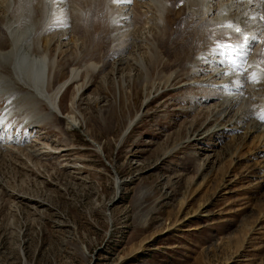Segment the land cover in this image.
Listing matches in <instances>:
<instances>
[{
  "label": "rangeland",
  "instance_id": "374dc122",
  "mask_svg": "<svg viewBox=\"0 0 264 264\" xmlns=\"http://www.w3.org/2000/svg\"><path fill=\"white\" fill-rule=\"evenodd\" d=\"M101 7L93 4L85 19L83 9L76 40L63 51L93 63L60 98L65 112L76 93L80 127L68 131L60 117L47 114L19 129L21 116L12 114L0 126V264H264V133L232 148L227 128L188 141L220 124L212 118L218 99L209 115L205 102L192 110L206 90L190 83L206 75L168 80L173 67H155L169 43L148 38L150 12L132 28L145 54L129 52L151 59L147 87L161 76L166 84L145 97L137 83L142 69L127 68L122 82L111 66L102 71L111 40ZM181 38L177 33L171 42ZM56 45L50 57L58 62L63 55ZM0 103L1 115L5 100ZM24 138L29 145L19 143ZM26 147L41 154L35 159Z\"/></svg>",
  "mask_w": 264,
  "mask_h": 264
},
{
  "label": "bare ground",
  "instance_id": "6f19581e",
  "mask_svg": "<svg viewBox=\"0 0 264 264\" xmlns=\"http://www.w3.org/2000/svg\"><path fill=\"white\" fill-rule=\"evenodd\" d=\"M93 4L102 6L98 12L105 16L107 25H104L106 28L108 26L106 35L111 40H109L111 51L107 58H104L106 61L102 63V71L111 66L113 72L116 70V75L119 72V81L122 82L125 75L129 74H124L127 68L142 69L145 73L143 82L139 80L141 83L139 81L137 83L142 84L145 97L150 96L153 92H150L151 90L158 89L161 84H166L168 80L183 74L189 81L193 79L191 78L193 74L206 75L200 82L190 83H198L206 90L205 98L199 96L193 99L192 110L195 111L198 106H202L200 103L205 102L208 104L204 106H208L209 115L210 102L218 99L214 102V105H218L214 107L218 110V115L212 118L218 117L220 124H213L201 130L203 132L195 133L191 138L189 137L188 141L194 139L200 141L211 129L225 130L227 128L226 130L232 134L229 144L232 148L237 141L252 137L255 133L258 135L253 138H258L259 133H264V119H262L264 117V78H259L258 82H253L252 79L253 76H259L261 72H264V57L260 55L264 51V19H261L264 17V0H239V2L238 0H131L130 3H113L111 0H0V101L5 100L4 111L0 115V126L12 114L21 116L18 129L29 121V125H36L40 121L39 116L47 114L60 117L58 120L61 119L64 122L68 131L80 127L79 119L73 111L76 93L71 97L65 112H60L62 111L60 98L69 86H75L84 80V74L83 77L79 75L80 71L84 69L83 67L92 66L93 63L85 61L87 57L72 59L70 53L66 56L63 51L71 50L72 43L76 40L72 41L74 23L83 15V9L86 12L83 19L87 18ZM105 7H108L107 10ZM109 8L110 16H108ZM149 12L150 18L147 16ZM144 16H147L145 28H148V35H151L148 38L158 43L166 38L169 43L163 51L166 52V57H161L155 67L158 69L164 65L173 67L166 78L167 81L161 76L156 83L150 81L149 87H147V72L152 68V62L149 61L151 59L147 61L144 60L145 57L136 59L137 56L133 58L134 51L130 53L131 49L136 51L141 48L139 46L141 43L133 34L132 28H139L137 25L141 24ZM229 21L256 36L242 68L238 61L244 58L238 56L236 61H231L227 55H221L219 50H214L217 42L236 39L234 33L229 34L227 29L219 27ZM177 33L182 34V40L175 41L173 44L171 39ZM99 35L103 36L101 33ZM53 45L61 48L59 53L63 55L62 61L55 62V57H50ZM54 53H58L57 50ZM58 56L60 57V54ZM64 72H67V75L60 80ZM85 72L87 78L89 71L86 69ZM222 89L231 91L224 95L221 92ZM137 117L135 119H138ZM135 119L133 118L130 122L134 123ZM221 119L225 123H221ZM238 131L242 134L234 135L239 134ZM15 139L17 140V137ZM29 140L30 138H24L18 141L26 145ZM1 142L2 139H0V148L4 144ZM14 142H11L12 145ZM237 147L239 145L235 149ZM25 149L31 157L38 158L40 152L27 147ZM225 151L230 152V149ZM205 167L208 168V166ZM121 183L122 181L118 179L114 181L116 194L113 198L117 197Z\"/></svg>",
  "mask_w": 264,
  "mask_h": 264
},
{
  "label": "snow or ice",
  "instance_id": "6c2138e0",
  "mask_svg": "<svg viewBox=\"0 0 264 264\" xmlns=\"http://www.w3.org/2000/svg\"><path fill=\"white\" fill-rule=\"evenodd\" d=\"M111 2L130 3L131 0H111ZM261 19H264V17H262ZM219 27L222 29H227L229 31V34L234 33L236 39L230 43L217 42L216 49L214 50H219L221 55H227L231 61H236V57L238 56L244 58L238 61L242 68L243 63L246 60V56L256 39V36L254 34H246L244 28L231 21L223 23L219 25ZM229 38H231V36H229ZM260 55L261 57H264V51H262ZM259 78H264V72H261L259 76H253V82H258ZM262 119H264V117H262Z\"/></svg>",
  "mask_w": 264,
  "mask_h": 264
}]
</instances>
